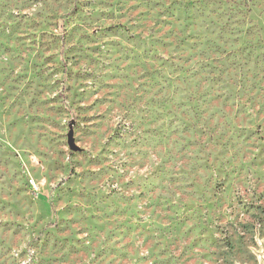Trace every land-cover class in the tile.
I'll list each match as a JSON object with an SVG mask.
<instances>
[{
  "label": "rangeland",
  "instance_id": "obj_1",
  "mask_svg": "<svg viewBox=\"0 0 264 264\" xmlns=\"http://www.w3.org/2000/svg\"><path fill=\"white\" fill-rule=\"evenodd\" d=\"M0 264H264V0H0Z\"/></svg>",
  "mask_w": 264,
  "mask_h": 264
},
{
  "label": "water",
  "instance_id": "obj_2",
  "mask_svg": "<svg viewBox=\"0 0 264 264\" xmlns=\"http://www.w3.org/2000/svg\"><path fill=\"white\" fill-rule=\"evenodd\" d=\"M69 145H70L72 150H75V151L78 150V147L75 145L72 134H70V136H69Z\"/></svg>",
  "mask_w": 264,
  "mask_h": 264
}]
</instances>
